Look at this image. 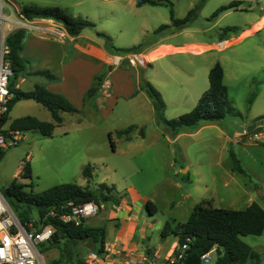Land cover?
I'll return each mask as SVG.
<instances>
[{"label":"rangeland","instance_id":"1","mask_svg":"<svg viewBox=\"0 0 264 264\" xmlns=\"http://www.w3.org/2000/svg\"><path fill=\"white\" fill-rule=\"evenodd\" d=\"M137 1L6 0L15 10L16 6L26 4L60 5L70 13L92 21L94 25L87 26L86 31L94 35L104 32L109 35L111 44L118 47L132 46L143 41L147 46L162 36H167L168 41L175 44L198 41L211 45L220 40L213 48L200 54L183 53L173 57L188 62L186 66L191 73L194 71L197 83L203 77L206 79L207 75L201 70L195 71L196 66L204 65L207 70L208 66L219 62L224 67L231 113L217 123L226 133L235 129H247L258 120L256 118L260 114H264V25L260 28H257L258 24L254 25L264 0H169L176 18H183L190 9H194L193 14L180 28L172 24L169 5L165 0H162L165 4L145 2L140 5L136 4ZM231 1H236L235 6L217 11L220 6ZM3 9L8 12L7 7L4 6ZM215 11L217 12L213 15ZM161 24H169V27L155 32ZM101 40L107 42L103 36ZM226 41L225 48H216L224 47ZM186 49L202 50L203 47L190 46ZM139 63L143 64L140 60ZM39 78L30 77L20 83V88H30L29 81ZM14 81L18 82L19 78H12L13 85ZM141 103L139 97L134 101L120 98L110 110L108 106L106 113L104 110L91 113L84 111V117L79 116V113L61 112L62 122L54 128L52 136H43L34 130L22 132L25 137L17 144L5 147L0 155V191L14 178L24 183L26 190L32 189L35 192L62 182H75L90 189L101 182L112 183L118 192L124 191L123 186L134 184L141 192H148L156 199L161 212L167 213L171 200H180L172 213L180 220H186L187 215H181L186 211L185 200L180 199L181 189L165 178L172 175L174 182L177 179L185 181L186 174L181 169L177 175L173 174L172 168L167 165V161L171 160L175 167L182 164L185 168V164L190 163L189 172L200 170L197 194L213 199V206L242 209L247 206V199L251 196L264 207V154L260 147L225 142L217 130L205 128L193 137L181 138L180 146L184 147L185 159L182 158L179 142L176 141L161 143V150L154 153L153 144L147 136L151 128L152 111L145 103ZM168 103L167 110L164 111L166 116L175 112V107L170 105V101ZM185 106L183 105L184 108ZM23 115H33L41 120L51 119L50 112L32 99L16 101L8 112L9 120ZM127 126H132L135 134L134 142L130 144L116 134L118 128ZM142 128L145 138L138 136ZM107 130L112 131L115 144L113 151ZM33 135H36V141ZM170 148L173 152H170ZM245 149L247 155L244 154ZM230 151L237 154L246 175L237 171L233 172L232 177L228 175L227 171L232 166ZM24 160L30 164L31 178L22 177L20 174ZM85 165L91 169L88 182L82 175ZM212 175L216 177L215 180L211 179ZM244 182L251 185L245 186ZM105 204L102 203V207ZM102 207L96 215L84 221L85 226L104 225L105 222L98 219ZM32 216L36 217L35 213ZM239 237L259 254V264H264V230L261 234ZM38 249L46 264H74L77 259L84 260L90 247L83 242L62 240L59 243L46 242ZM209 256V260L202 264H215L216 251L212 250ZM245 264H249V261Z\"/></svg>","mask_w":264,"mask_h":264},{"label":"crops","instance_id":"2","mask_svg":"<svg viewBox=\"0 0 264 264\" xmlns=\"http://www.w3.org/2000/svg\"><path fill=\"white\" fill-rule=\"evenodd\" d=\"M136 4L140 5L138 1ZM15 8L19 7L16 6ZM260 9L259 17L254 22V25L258 24L257 28L264 25V5ZM55 22L61 25L60 22ZM86 28L84 27L77 35L68 34L63 28V35L60 37H49L36 32L25 31L20 51V56L24 61V68L17 76L19 81H14L13 86L21 89L20 83L25 82L32 76H39V80L29 81L30 88L21 90H30L37 83L43 84L51 91L63 94L78 109L77 112L71 113H79L81 117H84V111L85 113H91L93 111L104 110L106 113L108 106L110 110L111 106L117 104L120 98L134 101L139 97L142 101L141 104L145 103L152 111L151 128L147 136L153 144L154 153L158 152L159 149L161 150V143L166 142L169 144L171 141H176L179 142L180 154L185 159L184 147L180 146L181 138H190L205 128H213L223 136L225 142L229 141L232 144H241L242 146H258L263 151L262 154H264V124L256 125L251 131H247V129H243L242 131L235 129L233 132L226 133L219 123H217L219 120H201L193 126L179 129L176 133L165 131L164 127L156 122L152 100L142 86L146 80L161 93L165 103V112L169 101L170 105L175 107V112L169 114V116L165 115V117L172 118L185 111H189L194 107L201 93L208 87V77L206 79L203 77L197 83L194 71L191 73L188 66H186L188 62L179 60L173 56L183 53L200 54L209 48H213L220 40L211 45L198 41L175 44L168 41L167 36H162L137 52L121 54L112 52L106 41L101 40V35L98 32L94 35L86 31ZM241 36L244 35L242 34ZM237 38H240V36ZM190 46L203 47V49L193 51L186 49ZM226 46L216 48L222 49ZM111 56H117L122 59L119 60L118 64H114L110 58ZM133 56H135V65L130 64L128 61V57ZM139 60L143 64L139 63ZM198 66H196L195 71L201 70V72L208 75L209 68L212 65L208 66L207 70L204 65ZM40 69H48L56 76V79L47 80L45 77L36 74L35 72ZM97 76L100 79L96 85V89L91 95H87L88 90L94 85L95 77ZM224 78L225 71L223 67V82L225 83ZM183 105H186L185 108ZM256 119H264V114H260ZM9 122L10 120L6 122L8 123L7 126L4 124L3 127L8 128ZM124 128H118L117 130ZM108 132H111L112 139V131L107 130V135ZM248 132H252L253 134L249 135L247 134ZM134 135L131 129L128 135L122 134L118 136L123 137L130 144L134 142ZM138 136L145 138L143 128L142 130L140 129ZM24 137L25 135L21 133V140ZM32 137L36 141V135ZM114 149L111 148L112 151ZM170 152H173V149L170 148ZM244 154H248L246 149L244 150ZM235 155L237 157L236 153ZM167 165L172 168V173L175 175H177L176 173L179 169L186 174L185 181L184 179H177L174 182L172 175L165 177L168 181H172L173 186L181 189L180 199L183 198L186 205V211L181 213V215L186 214L187 219L193 206L198 201L204 200L211 204L213 199L210 200L208 197H201L200 194H197L201 177L199 169L189 172L190 163L188 162L185 164V168H183L182 164L175 167V164L171 160L167 161ZM234 171L237 170L231 166V169L227 173L232 177ZM211 179L215 180L216 177L212 175ZM248 180L250 182V179ZM249 182H244V185L250 186L251 183ZM107 184L113 185L112 183ZM123 188L124 191L118 192L113 185V194L117 202H107L102 207L103 209L98 216L99 221L105 222L104 225L99 224V226L105 228L104 246L100 255L106 264H126V257L131 259L129 264H150V262L161 264L178 245V239L174 234L162 236L161 230L166 220L185 221L180 220L176 214L172 213V210L180 200L177 202L171 200L168 204L169 209L167 213H164L158 210L156 199L148 192H141L134 184H128L123 186ZM248 191L249 189L247 188L246 192L248 193ZM148 199L152 200L157 207L156 212L153 214L148 213L145 209L144 204ZM253 201V198L249 196L246 205L248 206Z\"/></svg>","mask_w":264,"mask_h":264},{"label":"trees","instance_id":"3","mask_svg":"<svg viewBox=\"0 0 264 264\" xmlns=\"http://www.w3.org/2000/svg\"><path fill=\"white\" fill-rule=\"evenodd\" d=\"M161 4L162 0H138L142 3ZM236 1H231L227 5L220 6L217 11L226 10L235 6ZM169 5L170 19L176 28L182 25L193 14L194 9H190L183 18H176L172 7V2L165 0ZM163 3V4H165ZM215 11L213 15L216 14ZM19 12L26 18H51L62 24L65 31L70 35H77L87 26H93L89 19L73 15L65 8L57 4L36 5L26 4L19 7ZM169 27V24H161L155 32ZM25 34L24 29H15L7 36L9 53L7 58L10 60L13 70L12 78H16L24 68V61L20 56L22 49V39ZM107 40L109 49L117 53L137 52L146 46L145 42H138L129 47H116L111 44L109 35L104 32H98ZM47 80H54L56 76L48 69H40L35 72ZM208 87L201 93L196 104L192 109L178 116L167 118L164 115L165 103L161 93L148 81H144L142 86L150 96L155 119L163 124L165 131L176 133L179 129L187 126H193L199 121H215L223 119L230 111L231 104L228 96L227 86L223 82V67L219 62H215L208 71ZM12 78L10 89L13 97L9 100L7 111L0 115V132L10 136L9 131H28L34 130L43 136H52L54 128L62 122L61 112H77V108L61 93L51 91L43 84L37 83L30 90H21L13 86ZM94 85L88 90L87 95H91L96 89L100 77H95ZM20 99H32L44 106L51 115V120H41L33 115H23L11 119L8 128L4 124L9 120L8 112L12 105ZM132 126L117 130V135H128ZM111 148L114 149V143L111 139V132H108ZM17 144V143H16ZM10 146V145H8ZM4 147H0V155L4 152ZM233 169L246 175L238 158L233 151H230ZM20 174L22 177L31 178V167L27 160H24ZM82 175L87 179L91 177V169L88 165L83 166ZM25 184L13 179L8 183L2 194L12 207L21 223H24L32 217H42L52 206L58 208L62 202L73 200L76 203L86 200L96 202L116 203L117 199L113 194V185L105 182L98 183L95 188L90 189L87 186H81L75 182H62L54 184L41 191L26 190ZM148 213L156 212L157 207L152 200H147L144 204ZM46 221L52 222L55 230L47 243H59L62 240L66 242H83L89 245L92 251L101 253L104 246L105 228L102 226L87 227L84 221L75 225L71 222H62L55 217L47 216ZM264 230V207L253 201L242 209L215 207L208 201L201 200L197 202L188 218L184 222L174 219L166 220L161 235L167 236L174 234L178 239V245L185 242L186 237L190 238L187 242V248L184 256L174 264H202L201 256L212 249L217 253L215 264H259V254L247 243L240 239V235L261 234ZM74 264H84L83 259H77Z\"/></svg>","mask_w":264,"mask_h":264},{"label":"built area","instance_id":"4","mask_svg":"<svg viewBox=\"0 0 264 264\" xmlns=\"http://www.w3.org/2000/svg\"><path fill=\"white\" fill-rule=\"evenodd\" d=\"M4 6L7 7L8 12L4 11ZM55 21L51 18H26L6 0H0V115L7 111L8 102L13 97L9 86L13 70L10 60L7 58L9 53L6 41L8 34L15 29H24L49 37H60L63 35L64 27ZM129 63L136 64L131 59ZM21 133L17 130H10V136H6L0 132V147L15 145L21 140ZM101 207L102 203L94 200L79 203L67 200L58 205V208L52 206L42 217L32 216L28 221L21 223L0 191V264H46L38 247L45 244L55 230L52 222L46 221V217L51 216L62 222L78 225L96 215ZM188 241L190 238L186 237L185 242L177 245L161 264H174L182 259ZM209 254L210 251L201 256L202 262L209 260ZM130 262L131 259L126 257L125 263L129 264ZM84 264L106 263L100 253L89 250L84 258ZM150 264L157 263L150 262Z\"/></svg>","mask_w":264,"mask_h":264},{"label":"bare ground","instance_id":"5","mask_svg":"<svg viewBox=\"0 0 264 264\" xmlns=\"http://www.w3.org/2000/svg\"><path fill=\"white\" fill-rule=\"evenodd\" d=\"M226 45H227V42H225V46H226ZM110 58H111V60H112V62H113L114 64H118V63H119V60L122 59V58H119V57H117V56H111ZM130 59H131L133 62H135V56H133V57H128V61H130Z\"/></svg>","mask_w":264,"mask_h":264},{"label":"water","instance_id":"6","mask_svg":"<svg viewBox=\"0 0 264 264\" xmlns=\"http://www.w3.org/2000/svg\"><path fill=\"white\" fill-rule=\"evenodd\" d=\"M264 124V119H258L247 127V131H251L256 125Z\"/></svg>","mask_w":264,"mask_h":264}]
</instances>
